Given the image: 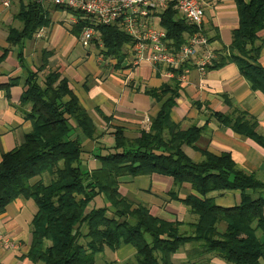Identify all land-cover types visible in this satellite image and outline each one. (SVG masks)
<instances>
[{"label":"trees","instance_id":"16d2710c","mask_svg":"<svg viewBox=\"0 0 264 264\" xmlns=\"http://www.w3.org/2000/svg\"><path fill=\"white\" fill-rule=\"evenodd\" d=\"M235 4L238 29L232 34L231 45L220 55L216 53L212 68L235 62L252 87L264 94V69L252 64L260 52L256 43L264 30V0H235ZM44 6L31 0L19 12L22 28L10 30L7 41L11 46L31 39L49 24ZM77 16L73 32L80 36L85 28L93 27L105 56L119 59L123 49L132 46L131 38L117 26L96 25L93 18L82 13ZM160 24L167 34L168 48L174 51L195 31L173 5L161 14ZM49 57V52H43L42 67L37 72L23 66L27 81L17 108L32 129L0 162V215L19 198L36 206L29 260L40 264H97L105 249L131 246L136 251L133 264H174L172 257L180 248L193 243L199 245L202 257L213 254L228 264L264 262V182L240 171L229 154L203 151V160L198 163L185 154L184 148L194 147L202 130L192 127L184 131L170 124L179 89L176 82L148 90L150 98L160 104L157 116L149 118L147 128L135 139L127 138L124 128H113L114 147L99 149L94 154L98 168L88 170L84 168L83 142L95 141L100 135L59 72H49L40 79ZM174 73L179 76L182 68ZM15 82L5 87L8 99ZM214 117L264 148L256 122L238 115ZM152 175L173 180L169 195L177 201L176 188H189L195 193L181 200L196 217V222L189 225L190 235L181 232L182 223L156 218L146 205L120 193L123 181ZM227 191L241 193L238 206L220 208L210 198L212 193Z\"/></svg>","mask_w":264,"mask_h":264},{"label":"crops","instance_id":"0c3cea01","mask_svg":"<svg viewBox=\"0 0 264 264\" xmlns=\"http://www.w3.org/2000/svg\"><path fill=\"white\" fill-rule=\"evenodd\" d=\"M0 0V162L2 156L21 144L32 125L17 108L27 81L26 70L37 72L42 67V54L49 52L46 69L40 79L49 72H59L65 78L82 108L91 118L100 137L85 140V166L98 168L94 154L98 150L114 147L113 128H124L125 136L135 139L144 128L146 120L157 116L160 104L146 93L165 85L178 84V95L170 111V124L182 130L196 127L202 134L194 147H185V154L194 162L203 160L201 152L215 155L229 154L236 167L247 175H255L264 182V148L244 135H238L214 117L242 116L248 122H256V132L264 137V94L256 91L240 72L235 62H227L211 68L206 75L189 68L183 80L178 74H165L147 62L133 66L128 47L122 57L105 56L97 37L84 48L73 30L78 24L77 11L44 4L49 24L37 31L31 39L16 46L8 43L12 29L21 30L19 12L26 9L31 0H11L8 7ZM204 8V34L215 53L222 52L232 43V34L239 26L235 0H198ZM77 12V13H76ZM161 12L149 20V25L161 27ZM179 15V14H178ZM180 18H182L179 15ZM86 18L91 19L86 16ZM183 19V18H182ZM90 21V20H89ZM120 29V26L115 25ZM256 46L259 56L252 64L264 69V30L258 34ZM5 51V55H4ZM7 51V52H6ZM218 57V55H217ZM26 69H24L23 68ZM16 80L6 97V86ZM173 180L160 175L142 176L123 181L120 193L136 204H144L150 214L168 222H180L184 227L196 222L190 208L181 202L195 195L189 188L175 189L179 201L170 197ZM251 193V191H247ZM220 208H234L241 202L238 191L217 192L210 195ZM36 206L30 200L16 199L0 215V264H40L28 258L31 242L32 220ZM10 241L5 248L3 241ZM136 251L131 246L117 250L105 249L102 264H132ZM174 264L204 262L228 264L218 256H201L199 245L186 244L172 257ZM264 264V262H262Z\"/></svg>","mask_w":264,"mask_h":264},{"label":"built area","instance_id":"2783aa9c","mask_svg":"<svg viewBox=\"0 0 264 264\" xmlns=\"http://www.w3.org/2000/svg\"><path fill=\"white\" fill-rule=\"evenodd\" d=\"M11 0H3L8 7ZM39 4L74 10L93 18L96 25H118L131 38L132 46L128 47L133 66L147 62L155 68L163 69L172 76L173 71L180 70V80L184 79L189 68L206 75L213 67L217 56L204 34V8L198 0H34ZM169 5L195 31L186 36L185 43L178 51L169 49L167 34L164 30L149 25V20L164 12ZM93 27L85 28L80 36V44L86 48L96 38ZM149 124V119L146 120ZM1 241V238H0ZM5 248H10V241H3Z\"/></svg>","mask_w":264,"mask_h":264},{"label":"rangeland","instance_id":"374dc122","mask_svg":"<svg viewBox=\"0 0 264 264\" xmlns=\"http://www.w3.org/2000/svg\"><path fill=\"white\" fill-rule=\"evenodd\" d=\"M180 230H181L182 233L187 232L190 235V231H191L190 227L189 228L184 227L183 229L181 228ZM100 258H101V256H98L97 264H102L101 261H100ZM131 263L133 264V263H135V261L133 260Z\"/></svg>","mask_w":264,"mask_h":264}]
</instances>
